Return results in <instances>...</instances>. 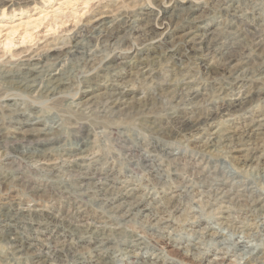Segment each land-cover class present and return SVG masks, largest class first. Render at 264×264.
Here are the masks:
<instances>
[{
  "label": "rangeland",
  "instance_id": "1",
  "mask_svg": "<svg viewBox=\"0 0 264 264\" xmlns=\"http://www.w3.org/2000/svg\"><path fill=\"white\" fill-rule=\"evenodd\" d=\"M131 1L133 0H0V130L5 132L4 128H8L11 122V118L6 116V104L11 103L17 95V104H12L15 109L22 107L29 114L37 111L35 116H43L47 125L51 124L49 119L55 117L60 129L55 131L54 136L66 144V147L90 141L88 144L94 152L90 158L97 162L90 164L87 171L92 173L98 170L115 177V180H108L114 189L104 185L109 188V193L104 194L115 196L114 202L123 204L124 210L128 200H139L141 208L149 204L157 205L156 201L164 204L167 198L171 200V205H177L179 208L188 202L191 203L195 207L194 210L180 209L170 214L168 230L172 231L173 237L167 244L161 245L162 250H158L159 256L165 259L162 264H194L182 254L187 249L185 243L196 241L195 237L203 235L208 231L207 227L215 225L217 221L237 228L248 222L250 226L242 228L244 236L240 233L232 235L227 225L222 224L219 230L223 236L216 239L245 244L252 252V256L243 255L249 257L245 264H264V224L261 223L264 217L254 222L245 211L234 208L236 206L233 202H217L218 205L209 206L206 203L209 200L207 193L194 194L201 186H188L187 182H191L189 172L198 173L206 181L230 175L233 180H241L248 185L259 184L260 186L256 187L264 190L260 172L262 165L264 166V158L260 159L258 165L240 167V157H245L248 151L231 152L230 149L221 147L213 152H201L199 147L193 146V143L185 141L180 134L171 130L175 116L179 115L189 116L192 120L210 117L216 122L223 121L226 116L238 123L249 120L248 117H243L244 110L239 107L232 106L230 110L219 108L218 82L223 81L226 86L225 94L221 95H225L229 101L238 97V93L245 90L257 91L264 86V80H258L251 81V84L254 82L252 87L246 77L256 66L252 58L257 57L254 54H264V0H233L232 3L226 4L223 0H137L134 9L136 12H142L138 17L146 18L150 23L146 33L140 35L132 30L125 33L120 30L111 36L104 33L97 35L103 27H100V21L107 20L106 16L112 15L113 10L127 11V8L133 5ZM185 16L197 17L198 20L185 19ZM146 21L138 19L137 23L143 28ZM194 25L200 26L195 27L199 33L217 35L221 45L212 47L204 43L200 49L191 48L184 42L183 34ZM90 35L97 36L92 38ZM64 42H91L93 54L87 58L89 63L77 59L81 56L79 53L66 54L60 64L53 66L52 72L61 67L67 68L66 85L58 87L59 94L53 98L49 97L39 91L40 85L30 90L16 89L14 80L18 77L7 74H18L21 68L27 65H35L39 70L43 68L41 66L49 68L47 64H51L53 60L47 59L42 50L49 47V53H54L52 48ZM241 43H245L243 48L239 46ZM240 48L253 54L249 58L251 61L238 63V59L233 58L232 63L237 65L224 69L221 66L223 60L230 56L237 57ZM21 49L25 51L17 56ZM27 57H31L32 61L27 62ZM142 61L148 62L151 68L145 73L141 72L134 80V74L140 72L138 66L141 63L138 62ZM229 73L233 76L228 77ZM130 80L138 88L111 111V115L114 113L115 116L110 117V120L104 117L94 118L89 113L84 115L80 112V115L78 111H74L72 103L82 102L88 95H94L96 100H100L105 98L108 92L117 89V84L123 86L132 82ZM184 81L186 83L183 85ZM42 83L46 81L43 80ZM188 83L192 85L193 90H198L199 94L195 99H187L177 94ZM8 92L14 94L8 96ZM256 105L260 106L256 114L264 113V95L252 101V107ZM3 140L6 146L0 147V207L10 206L9 210L17 211L15 215L19 221L4 226L7 222L0 215V264H95L94 256L98 251L93 244L88 243L89 238L79 241L75 235L68 233V223L71 226L82 224L90 226L92 230H104L109 240L105 241L103 249L108 247L105 254L113 258L114 264L141 261L154 250L150 242L153 236L148 235H142L143 244L135 247L127 245L123 236L128 231L123 229L130 228L131 223L122 225L121 222L115 223L114 219H106L104 215L110 214L108 206L97 205L91 198L93 196L79 195L75 187L86 183L85 186L91 188L92 185L87 183L89 179H74L76 185L70 182L72 179L67 173L74 174V171L70 170L71 167L66 169L60 166L55 170L56 175L38 171L24 159L16 157L17 152L12 149L9 136ZM254 142L253 147L258 150L259 146L261 150L264 139L258 138ZM166 151H174L178 157V161L171 163L170 167L164 164L165 157L159 154ZM147 154L152 159L144 161L143 158ZM6 155L10 157L6 158ZM153 165H156L157 169L153 170ZM173 167L176 170H173ZM218 169L222 171L216 173ZM15 172L27 176L30 179L29 184L12 180L11 175ZM48 183L52 189L48 188ZM59 184L63 185V189L69 194L68 197L62 198L57 194L58 187H61ZM124 190H129L130 193L126 195L125 201L121 197L116 199V193H123ZM213 202L216 203L215 200ZM107 203L111 205L110 202ZM161 207L157 208L165 211V208ZM148 211L144 213L149 214ZM150 212L153 213V210L150 209ZM224 215L231 220L224 219ZM134 217L138 221L145 219L140 214ZM102 219L105 222L99 223L98 220ZM109 220L111 221L106 222ZM5 228L17 229L20 235L28 236L33 245L28 256L15 254L5 243L2 239ZM148 229L153 231L150 227ZM122 231L125 234L119 235ZM186 237L190 239L186 240ZM226 244H211L207 248L209 252L206 254V260L199 264H207L209 259L214 258V253ZM53 245L65 246L69 255L65 259L50 260L45 254L36 253L48 252L49 247ZM175 245L184 246L185 249H177ZM158 251L155 250L156 253ZM240 251L241 249L236 250V253ZM252 258L254 260H251ZM73 259L76 260L73 262ZM229 263L241 264L242 260L240 257L235 258L231 253L228 259L223 261V264Z\"/></svg>",
  "mask_w": 264,
  "mask_h": 264
},
{
  "label": "bare ground",
  "instance_id": "2",
  "mask_svg": "<svg viewBox=\"0 0 264 264\" xmlns=\"http://www.w3.org/2000/svg\"><path fill=\"white\" fill-rule=\"evenodd\" d=\"M136 1L137 0L131 1V4L133 5L127 8L130 11L128 10L126 11L125 9H124L125 11H122L120 9L113 10L114 12L112 15L106 16V18H108L107 20L105 19L101 20L100 27L102 26L103 27L97 32L99 33L97 35L104 33L105 35L111 36L113 35L114 32L120 31V30H123L124 33L132 30L135 32V34L137 33L140 35H142L143 33H146L148 31V27L150 23L148 22V20L146 21V18L138 17V15L141 14L142 12H136V10L134 9V6L137 4ZM231 1L233 0H223V3L226 4ZM220 9H226V7H223V8L220 7ZM186 18H191L192 21L198 20L197 17H192V16L191 17L185 16V19ZM138 19H142V20L144 19L146 21L145 23L146 26L143 28L139 27L137 23ZM195 27H200V26L194 25L192 29L188 30L187 32L183 34L184 42L186 44H189L190 47L193 49H200V46L204 43H206L207 45H212V47L213 45H217L218 47V45L220 44V39L219 37H217V35L213 36V35H206L204 33H199L197 32V29L195 30ZM96 36L90 35L89 37L94 38ZM90 43L91 42H88V43L87 42L86 43L75 42V43L68 44L64 42V43H59L60 45L57 43L58 45H55L52 48L54 53H51V52L49 53V51L51 50V48L49 47L42 50V53L44 52L47 59L53 60L51 64H47L49 65V68L46 66H41L43 68L39 70V68L37 66L35 67V65L34 66L27 65L25 68H21L22 70L18 74L15 73V74H7V75H12L14 78L18 77L14 80V85L16 84L17 86L16 89L23 88L26 90H30L31 88L37 87L38 85H40L39 91L41 93H46L47 95H49V97L53 98L57 94L60 93L58 87L60 88V86L66 85L65 79L67 77L66 75L67 68L64 69L61 67L58 69V71H56L55 69V71L52 72L51 69L53 68V66L60 64L61 59H63L62 57L70 53H79L81 56H78L77 59L79 60L82 59L84 62L87 63L88 56L93 54V51L90 48V46L92 47V44ZM196 44H199V45L195 46ZM244 44L245 43H241V45L239 46L243 48ZM241 48L239 50V54L237 57L233 55L234 57L230 56L223 60L221 66H223L224 69L229 68L232 65H237V64L232 63L233 61L231 60L233 58H234L233 60L238 59V63H241L244 60H246L247 62L251 61L249 58L253 56V54L251 52L243 51ZM24 51H25L24 49H21L19 52H17L16 55L18 56L20 55V53L23 54ZM254 56H257L259 59L257 57H252L254 58L253 59L254 62H256V64L254 63L256 66L253 68L252 73L246 76L250 84H251V81L264 80V54L262 53L257 54V55L254 54ZM26 61L31 62L32 58L27 57ZM83 61L82 63H84ZM138 63L139 64L141 63V65L138 66V71L140 72L137 71L138 73L136 72L137 74L136 75L134 74V77L132 76L134 80L141 72L143 73L147 72V69L151 66V65L149 66L148 62H147L148 64L143 61L138 62ZM36 65H38V62L36 63ZM229 72H232V71L229 70ZM230 76L232 77L233 75L229 73L228 77ZM43 80H45L46 83H42ZM185 83L186 82L184 81L183 85ZM218 83L220 86V91L217 92L219 96L217 98V101H218L217 104L219 108H224V110H230L231 109L230 107L232 106L239 107L240 109L244 110L243 117H248L247 119L249 120L245 123L241 122L242 123L241 124V123H238L237 121H234L232 118L228 116H226V118H224L223 121L216 122L214 118H210V117H198L197 119L192 120L191 117L189 116L179 115V116H175V120L172 124L171 130L180 134L185 139V141L193 143V146L195 147L197 146V148L199 147L198 149L201 152L202 151L213 152L221 147H226L227 149H230L231 152L248 151L245 157L243 156L240 157L241 161L239 162L238 165L240 167L248 166V165H258L260 163V159L264 158V144L261 145L262 147L261 150L259 149V146H257L258 150H256L253 147V142L255 139H258V138L264 139V113L260 115L256 114L260 106L256 105L252 107V101H254V99H257L261 95L262 96L264 95V86L260 87L259 90L256 89L257 91L251 92L249 90H245L243 93L236 94L238 95V97H235L232 101H229L225 98V95H221L223 93L225 94V88H226L223 81L218 82ZM116 86L118 87L117 89L111 92H108L107 96L100 100H96L94 98V95H88L87 97H84L85 98L84 101L79 102V103H72L75 108L74 111L76 110L79 112V114L81 112V114L83 113L84 115L89 113V115H93L94 118L104 117L106 118V120L109 119L110 117L112 118V116H115V115H113L114 113H112L111 115V111L114 110V108L119 104V102L122 99L128 98V95L130 93L133 94L134 93L133 91H136L138 88L133 83V81L123 86L119 84H117ZM251 86L254 87V82L251 84ZM192 88H193L192 85L188 83L187 85L184 86L183 90L179 91V93L177 94L183 95L187 97V99L189 97L192 99L199 94L198 90H193ZM227 88L229 89L230 87H227ZM10 94L8 92V96H10ZM16 96L15 98H13V101L11 103L6 104V106L8 107L6 108V110L8 111L6 116H9L11 118V122L9 123L8 128H4L5 132L0 130V147L6 146L5 143L3 142L4 141L3 139L9 136L10 138L9 142H11V144L13 145L12 149L17 152L16 157L24 159L26 162L32 165L34 169L56 175L55 170H57L60 166H63L66 169L68 168L70 169L71 167L70 170L74 171V174L72 175L71 173H67V175L71 176L72 181L70 182L75 183V181H73L74 179H79V178L84 179L85 177L89 179L90 181L87 183L92 185L91 188L86 187L85 186L86 183L84 185L75 187L79 195H81L82 197L93 196L91 198L94 200L95 203H97V205L108 206L109 207L108 211L110 212V214L104 215L106 219H114L115 223L121 222L122 225L125 223H131V225H129L130 228H133L132 224L136 221L134 223L133 229H130V228L123 229V231L124 230L128 231L127 234L124 233L125 234L124 235L123 231L120 233L118 232L119 235H124L123 237L126 238L125 241L127 242V245H130L132 247L138 246L140 244H143V239L145 237L144 235L153 236L150 242L153 245L154 250L151 251L149 255L142 258L141 261L133 260L131 263L130 262L129 263L130 264H159V262H161L160 264H162L165 259H162V257L159 256L160 251L158 250H162L160 249L162 248L161 245L164 243L167 244V241L173 237L172 231L168 230L170 228L169 221H171L169 220L170 214L174 210L182 209L183 211H187L190 209L194 210L195 207H193L192 204L188 202L184 205L182 204L183 206L179 208L177 207V205H171V200L169 201V199L167 198V201L165 202L166 204L160 203V201L159 202L156 201L157 205L149 204V206L148 205L142 206V208L140 207L141 205H139L140 204L139 200H134V201L128 200V202L125 203L127 208L124 210L122 206L123 204L121 203L117 204L116 202H114L115 196H109L110 194L106 195V193L104 194V192L109 193V188H106L104 185H108L110 189H114L113 185L112 184L110 185L108 183V180H115L114 179L115 177H110L109 176L110 173H102L98 170H95L92 173H88L87 171L88 168H90L89 167L90 164H94L97 162V160H93L92 158H90V155L94 154V152H92L91 150L92 148L90 144H88L90 143V141H87V143L85 144H82L85 142L84 141L82 143L79 142L78 144L77 143L74 145L71 144L66 147L65 146L66 144L61 143V141H58L54 136L55 131L60 129L59 128L60 124L57 125L56 123L57 120H55V117H51L50 119L48 118L51 124L47 125L45 123L43 116L41 115L35 116V114H37V111L30 112L29 114L22 107L20 109H15L12 106V104H17V100L19 98H17ZM1 99H2V96H1ZM23 100H26V98ZM10 105L13 108L9 107ZM71 107L73 106L71 105ZM32 115H34L35 118H32L33 117ZM245 115H248V116H245ZM159 154H162V156L165 157L164 164L167 167L172 166L171 163L178 161V157L176 156V152L174 151H166V152H161ZM5 157L9 158L10 156L6 155ZM143 159L144 161H147V160H151L152 157H149V155L147 154L146 156H144ZM51 160L54 162H50ZM49 165L51 166L49 167ZM156 167H157L156 165H153L152 169L153 170L157 169ZM82 168L85 169V171ZM239 169H242V168H239ZM239 169L237 168V170ZM173 170H176V168L173 167ZM220 170L221 169H218L217 171L216 170L215 171L216 173H218L220 172ZM260 172L262 176V181L264 182V166L263 165L261 167ZM189 174L191 176V178H189L191 182L187 181L188 186H192V185L201 186L199 190L194 191V194L198 195L200 193L202 194L207 193L206 195L207 196L209 195L208 196L209 200H207L206 203L209 204V206L211 204H213V206L214 204L218 205L217 202H233L236 206L234 208H237L240 211H245V213H247L246 215L249 216L251 220H254V222L258 218L264 217V190L259 189V187L258 188L256 187L259 184L256 186H254L255 183L253 185H248L241 180H233V178H231L230 175L227 177L221 176V178H213L211 181H206L201 176H199L198 173L189 172ZM242 174H245V173H242ZM11 177H12V180L20 181L21 184H25V185L29 184L30 179L24 174H22L21 172L12 173ZM241 179L243 178L241 177ZM81 181H84V180H81ZM240 182L243 184H240ZM30 185H27V187L29 189H32ZM47 186L48 188L52 187L51 185H49V183L47 184ZM59 186L61 187L55 186V187H58L57 194H59L62 198L68 197L69 194L67 193L66 190L63 189L64 188L63 185L59 184ZM191 191H193V189ZM129 194H130L129 190H124L123 193H120V194L116 193V197H117L116 199L121 197V198H124L123 201H125L126 195H129ZM213 200H215L216 203L214 202L212 203ZM107 202H110L111 205H109ZM158 206L159 208L161 206L164 207L165 211L163 209H158L157 208ZM209 206L207 205V207ZM4 207L6 208V210H4ZM220 207L221 206L219 205L218 208ZM9 209H10V206L0 207V215L3 217V220L7 222L4 226H10L13 223L19 221V219L15 215L17 211L12 212V210H9ZM150 209L153 210V213L150 212ZM146 210H149L148 211L149 214L144 213ZM139 214L143 215L145 219L141 221L135 220L134 216L139 215ZM165 215L167 216L164 217ZM97 217L98 219L100 218V216H97ZM222 217L226 219L227 221H229L230 219L227 215L226 216L224 215ZM153 220H155V222ZM110 221L111 220L106 221V222H110ZM11 222L13 223L11 224ZM98 222L104 223L105 220L103 219L102 221L98 220ZM261 223L263 225L264 220ZM222 224L227 225V223L225 222L223 223V222L217 221L215 222L216 226L211 225V227L210 226L207 227L208 231L210 232L206 231L203 235H199L198 237H195L197 239L193 243H187V244L185 243L187 249L183 251L182 254L194 264H199L200 262L202 263L206 260V254H208L209 252L207 251V248L211 244H219V243L226 244L227 243L226 245L220 247L214 253V258L209 259L207 264H223V261L228 259V256H230L231 253H233L235 258L237 257L241 258L242 260L241 264H245L246 260L249 258L248 256L252 254V252L249 251L248 248H246L247 246L245 244L243 245L237 241L230 242L227 239H220V240L216 239L217 237L223 236L222 232H220L219 230V227ZM247 226H250L248 222H246L244 226H241V227L238 226V228L232 227L231 224L227 225V227L231 230L232 235L236 233H240L242 234V236L245 235V232L242 230V228H245ZM149 227L152 228L153 231H149L148 229ZM214 228H218V229L215 231L213 230ZM66 231H68V233L75 235L79 241L81 240L85 241L87 240V238H89L88 243L93 244L94 248L98 251L96 252L94 256L96 259L95 264H114L112 261L113 258L105 254L108 247H104L103 249L105 241L109 240V237L105 234L104 230H99V228L92 230L90 226H84L82 224H74L71 226L68 223ZM87 234H89V236ZM155 234L157 235L156 236L157 238L154 236ZM206 237L208 238L206 239ZM187 238L190 239V237H186V240H189ZM2 239L5 241L6 244L9 245V247L15 254H21V255L28 256L29 253L31 252V247L33 246L32 242L28 240L29 239L28 236L20 235V232H18L17 229L11 230L10 228L9 229L5 228L4 234L2 235ZM175 247L180 250L184 248V246H181V245H175ZM240 249H241L240 253H236V250H240ZM155 250H157L158 252L156 253ZM36 253L45 254L47 258L50 260L51 259H65V257L69 255V251L65 248V246H62V245H53L49 247L48 252L40 253L39 251ZM244 254H248V256L243 257ZM75 260L76 259H73V262ZM251 260H254V258H252Z\"/></svg>",
  "mask_w": 264,
  "mask_h": 264
}]
</instances>
